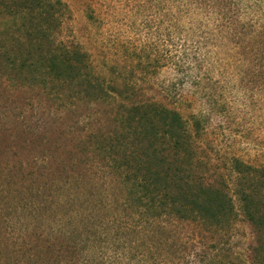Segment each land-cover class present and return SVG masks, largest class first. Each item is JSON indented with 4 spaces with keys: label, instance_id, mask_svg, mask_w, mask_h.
Masks as SVG:
<instances>
[{
    "label": "rangeland",
    "instance_id": "374dc122",
    "mask_svg": "<svg viewBox=\"0 0 264 264\" xmlns=\"http://www.w3.org/2000/svg\"><path fill=\"white\" fill-rule=\"evenodd\" d=\"M62 1L57 40L83 48L93 71L119 77L133 101L179 112L212 169L232 157L264 166V31L218 34L199 0ZM240 20L264 26V9L247 6ZM4 27L18 28L0 14ZM3 65L0 57V264H229L249 255L255 230L235 185L227 191L240 215L224 236L130 204L113 168L125 154L106 144L128 116L120 92L108 95L112 104L81 99L80 87L18 82Z\"/></svg>",
    "mask_w": 264,
    "mask_h": 264
},
{
    "label": "trees",
    "instance_id": "16d2710c",
    "mask_svg": "<svg viewBox=\"0 0 264 264\" xmlns=\"http://www.w3.org/2000/svg\"><path fill=\"white\" fill-rule=\"evenodd\" d=\"M199 1L209 7L207 15L217 16L218 34L229 31L232 39H239L246 26V35L264 31L263 25H247L240 20L247 6L264 9V0ZM65 6L62 0H0L1 17L18 27L15 33L4 27L0 34V57L6 71L3 76L16 77L18 82L30 85L39 82L46 88L80 87L81 99L108 104L114 103L113 99L119 97L115 93L120 92V97L130 100L128 116L106 144L125 154L113 168L130 185V204L156 217L173 216L207 233L224 236L232 231L233 221L240 215L227 191L235 185L240 212L253 226L255 241L246 258L235 257L229 264H264V166L232 157L224 168L212 169L179 112L157 101H133L134 93L123 95L118 90L119 77L106 78L93 71L83 48L57 40ZM109 94L114 96L111 101ZM130 138L132 142L128 144ZM33 257L37 255L32 253L26 259L30 262ZM214 261L206 257L204 264H215Z\"/></svg>",
    "mask_w": 264,
    "mask_h": 264
}]
</instances>
